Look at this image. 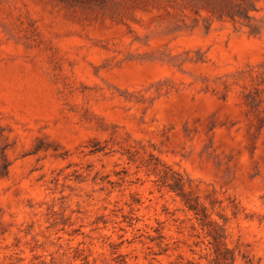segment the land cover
Returning <instances> with one entry per match:
<instances>
[{
    "label": "rangeland",
    "instance_id": "1",
    "mask_svg": "<svg viewBox=\"0 0 264 264\" xmlns=\"http://www.w3.org/2000/svg\"><path fill=\"white\" fill-rule=\"evenodd\" d=\"M3 147L0 264H264V0H0Z\"/></svg>",
    "mask_w": 264,
    "mask_h": 264
},
{
    "label": "trees",
    "instance_id": "2",
    "mask_svg": "<svg viewBox=\"0 0 264 264\" xmlns=\"http://www.w3.org/2000/svg\"><path fill=\"white\" fill-rule=\"evenodd\" d=\"M237 14L240 15L241 17H243L244 19H248V15L246 13V10L243 7H239ZM232 20L234 19V15H230L229 16ZM10 166V162L5 154V147L0 149V178L5 177L8 173V169ZM176 185V184H174ZM178 187V186H175ZM171 189H177L176 191H178V195L181 197L182 201L184 202L185 206L187 207V209L191 212H193V214L199 218V220H201L202 222L204 221V219L206 218L205 216V211L203 208H200L196 202V200H192L191 198H189V196L187 194H185L182 190H180L179 188H174V186H171ZM213 237V241L215 243V252L217 253L216 255L219 257L218 260L223 259L225 260V258H223V254L221 252V248H220V242L218 240H216L215 236ZM227 250L225 249V252Z\"/></svg>",
    "mask_w": 264,
    "mask_h": 264
}]
</instances>
